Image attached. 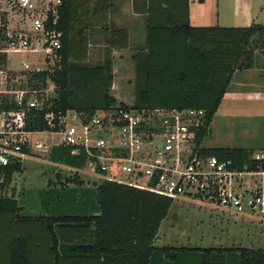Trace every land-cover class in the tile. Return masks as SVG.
Masks as SVG:
<instances>
[{
	"label": "trees",
	"instance_id": "16d2710c",
	"mask_svg": "<svg viewBox=\"0 0 264 264\" xmlns=\"http://www.w3.org/2000/svg\"><path fill=\"white\" fill-rule=\"evenodd\" d=\"M109 6L110 0H60L54 24L52 14H48L46 28L61 32L59 61L29 71L27 85L42 90L49 80L53 95L44 100L42 109L28 112L25 129L57 131L62 127L58 116L67 110L87 119L97 110L114 107L200 108L205 115L196 132L199 145L210 133V122L232 74L247 69L254 50L264 47V25L191 26L188 0H137L138 12L145 15L146 36L143 46L131 56L133 100L128 105L110 93L113 74L109 53L128 48L130 40L125 29L108 23ZM4 31L0 27V41ZM92 31H104L106 53L95 65L86 63L87 37ZM5 64L6 54L0 53V68ZM1 107L15 105L1 102ZM47 111L54 113L53 127L43 119ZM72 149L60 143L52 145L46 155L48 161L74 169L72 181L80 183L77 170L84 168L87 157L83 151L71 153ZM199 151L243 162L253 150L202 147ZM22 152L31 154L26 147ZM21 170V158L2 168L0 264H183V255H198L199 264H264V246H156L158 227L173 199L113 180L93 184L91 198L80 194L85 200L75 202L72 198L71 205L64 199L68 192L46 191L43 210L26 213L14 192H6L13 173Z\"/></svg>",
	"mask_w": 264,
	"mask_h": 264
},
{
	"label": "built area",
	"instance_id": "2783aa9c",
	"mask_svg": "<svg viewBox=\"0 0 264 264\" xmlns=\"http://www.w3.org/2000/svg\"><path fill=\"white\" fill-rule=\"evenodd\" d=\"M59 3L0 0V27L5 30L0 53L6 54V61L9 51L34 50L36 42L52 58L51 66L59 61L61 32L46 28L49 13L51 24L55 23ZM14 15L23 20L17 30L11 25ZM5 68H0V183L2 168L28 155L23 147L31 151L43 145L29 134L60 133L61 139L53 145L73 146L71 153L83 151L84 167L100 178L171 199L184 196L206 201L222 212L264 221V150L252 151L243 162L201 153L204 146L197 145L195 137L204 122L203 109L114 107L97 110L87 119L67 110L58 116L59 130L30 131L25 129L28 112L42 109L50 81L45 89L36 90L27 85L29 69L13 73ZM50 88L53 91L52 83ZM1 102L15 107L2 108ZM43 119L54 126L53 112H45Z\"/></svg>",
	"mask_w": 264,
	"mask_h": 264
},
{
	"label": "rangeland",
	"instance_id": "374dc122",
	"mask_svg": "<svg viewBox=\"0 0 264 264\" xmlns=\"http://www.w3.org/2000/svg\"><path fill=\"white\" fill-rule=\"evenodd\" d=\"M116 11L117 8L112 14ZM258 22L264 24V11ZM11 25L16 28L15 30L22 27L21 16L14 15L11 18ZM33 33L36 34L35 31ZM102 41L103 38L99 34L91 39L94 45L90 47L86 61L89 65L101 63L105 57L104 48L101 47ZM34 44V50L9 51L5 69L16 73L21 69L36 71L51 67L53 60L50 55L44 53L37 42ZM132 79L128 65L115 66L112 93L118 100L128 105L132 104L133 99ZM50 85L51 82H48L49 97L53 95ZM236 104L243 108L245 102L238 101ZM224 115L222 108L214 114L211 133L202 139V146H251L255 151L264 150V126L253 128L245 119L230 120ZM28 137L33 140L40 139L43 145L39 148L31 147V154L24 155L22 170L13 173L11 183L6 189L7 195L14 192L19 203L25 206L24 212L31 214L42 211L46 191L53 193L62 189L65 193L79 196L85 191L89 193L93 184H98L103 179L84 167L77 170V177L81 182H73L76 173L74 169L48 161L47 151L61 139L60 133H33ZM69 185L74 187L69 188ZM154 244L186 248L263 247L264 221L227 211L222 212L220 208L206 201L180 196L172 200L166 217L160 222Z\"/></svg>",
	"mask_w": 264,
	"mask_h": 264
},
{
	"label": "crops",
	"instance_id": "0c3cea01",
	"mask_svg": "<svg viewBox=\"0 0 264 264\" xmlns=\"http://www.w3.org/2000/svg\"><path fill=\"white\" fill-rule=\"evenodd\" d=\"M116 8L117 11L115 14H112L113 10H116ZM263 11L264 0H188V19L191 26L218 25L223 27H236L248 26L253 22L264 25L263 23L258 22L259 19H261ZM144 20L145 15L137 10V0H110V6L107 11V21L112 27L125 29L130 40V46L128 48L112 49L109 53L112 59L113 74V81L110 88L111 95H113L114 71L116 65H128L134 79V62L131 56L137 48L142 47L144 44L146 36ZM98 34L103 37L104 31H92L87 37L86 45L88 52L86 61L88 60L90 47L94 45V43L91 42V39ZM101 47H105L103 41ZM115 99L120 102L117 97H115ZM243 100L245 105L242 108L236 103ZM236 105L238 109L235 107ZM220 108H222V113L225 114L224 116L230 120L242 118L253 128L264 126V47L256 48L254 50L251 64L247 69L234 71L216 112H218ZM211 122L209 125L210 133ZM240 148L252 149L253 151L255 149L251 146H240ZM73 187L74 185H69V188ZM85 192L83 195L86 199L92 197L91 191H89V193L88 191ZM72 198H75V202L78 200H85L82 199L80 195L76 196L69 194L68 196H64V199L69 205H71ZM225 256L226 255H224V257ZM182 257L183 264H199L200 257H198V255H183ZM219 258H221L220 261L223 259L222 256Z\"/></svg>",
	"mask_w": 264,
	"mask_h": 264
}]
</instances>
